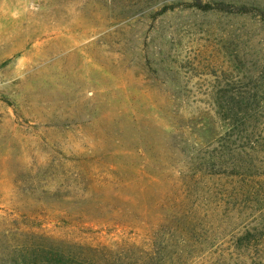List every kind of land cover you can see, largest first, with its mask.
Segmentation results:
<instances>
[{"label":"rangeland","instance_id":"1","mask_svg":"<svg viewBox=\"0 0 264 264\" xmlns=\"http://www.w3.org/2000/svg\"><path fill=\"white\" fill-rule=\"evenodd\" d=\"M59 258L264 264V0H0V264Z\"/></svg>","mask_w":264,"mask_h":264},{"label":"trees","instance_id":"2","mask_svg":"<svg viewBox=\"0 0 264 264\" xmlns=\"http://www.w3.org/2000/svg\"><path fill=\"white\" fill-rule=\"evenodd\" d=\"M195 6L199 7L200 9H209V7H210L209 4H204V5H202V4H200V3H195ZM217 7H219L220 9H227V6L224 5L223 3H219ZM238 10H240V11H245L246 8L243 7V6H240V7H238ZM48 260H49V259H47V261H48ZM52 262H53L54 264H63V262L61 261L60 258H59V259H56V260H53ZM52 262H51V263H52ZM48 263H50V262H48Z\"/></svg>","mask_w":264,"mask_h":264}]
</instances>
